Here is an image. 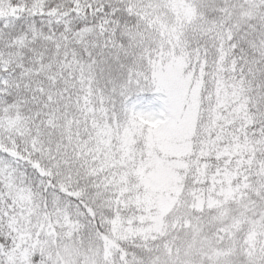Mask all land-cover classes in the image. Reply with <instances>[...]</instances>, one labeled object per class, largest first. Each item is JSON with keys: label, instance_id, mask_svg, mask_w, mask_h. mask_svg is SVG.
Segmentation results:
<instances>
[{"label": "snow or ice", "instance_id": "snow-or-ice-1", "mask_svg": "<svg viewBox=\"0 0 264 264\" xmlns=\"http://www.w3.org/2000/svg\"><path fill=\"white\" fill-rule=\"evenodd\" d=\"M0 264H264V0H0Z\"/></svg>", "mask_w": 264, "mask_h": 264}]
</instances>
